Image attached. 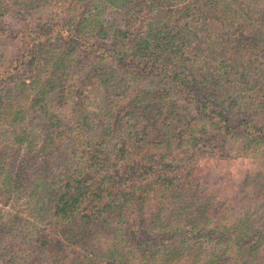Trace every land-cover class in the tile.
Returning a JSON list of instances; mask_svg holds the SVG:
<instances>
[{
    "label": "rangeland",
    "instance_id": "obj_1",
    "mask_svg": "<svg viewBox=\"0 0 264 264\" xmlns=\"http://www.w3.org/2000/svg\"><path fill=\"white\" fill-rule=\"evenodd\" d=\"M114 1L0 0V70L13 68V61L26 50L27 38L42 36L45 40L59 28L96 44L134 53L143 62H167L182 77L190 76L197 68L208 70L201 55L202 33L195 0L137 16L118 9ZM235 1L234 19L219 35H230L233 45L229 49L236 63H241L238 75L245 80L247 90L238 88V76L235 85L232 83L237 88L232 86L227 95H217V103L210 105V114L199 112L179 95H171L169 100L175 103L172 115L167 120L158 119L168 129V142L151 136L144 144L138 137L128 138L129 133L124 134L122 128L117 129L114 116L127 110L126 98L121 104L118 100L119 105L110 102L112 111L103 112L102 88L90 85L77 89L75 85L81 79L76 66L54 74L48 66L43 68L47 55L40 54L36 65L23 67L4 86L0 169H11L42 146L38 107L44 102L35 97L38 85L31 84L38 81L41 85L51 79L44 95L47 110L59 114L65 121L62 124H67V135L55 141L52 168L62 167L65 157L80 160L82 152L94 153L96 149L100 172L110 174L114 184L121 176L119 183L127 180L146 185L138 192L137 202L124 209L122 217L143 219L144 231L148 221L158 224L155 219L160 213L161 220H171L173 229L181 222L173 242L180 247V242L186 240L187 251L174 264H205L213 258L211 251L217 253L218 264H264V0ZM140 89L154 88L141 82L136 87ZM81 96L87 110L96 115L84 133L90 144L82 147V138H74L73 122H67L75 115ZM7 98L12 103L7 104L12 114L9 116L4 111L6 101H10ZM115 99L119 98L115 95ZM213 115L222 125L214 122ZM239 124L245 129H238ZM23 130L32 133L30 142L25 140ZM34 158L39 161L41 156ZM149 176L151 185L146 182ZM5 190L0 182V264H50L52 255L60 250L59 232H49L47 221L27 210V196L9 197ZM178 191L180 197L170 200L172 192ZM15 214L24 226L17 233L10 231L8 222ZM192 214L199 218V226L193 230L186 225ZM110 220L114 225L116 219ZM151 228L158 230L159 226ZM151 228L149 233L155 237L157 232ZM92 230L97 241L108 242V225ZM165 240L168 239L158 237L156 245L160 250L164 249ZM198 246L202 250L196 256L197 250L193 252L192 248ZM87 250L93 253L92 249ZM94 253L99 255L95 249ZM78 254L81 249L75 248L66 262ZM160 256L163 257L161 251ZM98 257L95 264H113ZM137 262V256L131 259L132 264Z\"/></svg>",
    "mask_w": 264,
    "mask_h": 264
},
{
    "label": "trees",
    "instance_id": "obj_2",
    "mask_svg": "<svg viewBox=\"0 0 264 264\" xmlns=\"http://www.w3.org/2000/svg\"><path fill=\"white\" fill-rule=\"evenodd\" d=\"M185 1L187 0H115L114 5L129 15L137 16L144 12L154 13ZM195 3L201 24V55L206 59L204 65L208 70L203 69L202 72V69L199 71L197 68L190 76L182 77L181 74L177 75L167 62L151 60L143 62L134 53L115 47H105L74 32L59 28L45 36V40L41 39L42 36L27 38L24 42L26 50L13 61V68L9 66L0 70V106L2 108L4 106L2 105L4 86L12 82L10 79L14 73L27 65L33 67L40 54H46L42 62L43 68L48 66L52 73L61 74L76 66L78 77L81 79V82L75 85L76 88L86 89L90 85L102 88L103 93L100 96L103 99L101 102L103 112L112 111L111 103L119 105V101L121 104L122 99L126 98L127 105L124 108L127 110L123 115L118 111L114 118L117 129L122 128L124 134L128 132V138L138 137L144 144L151 136L161 139L160 142H168L170 138L168 129L158 119L167 120L169 115H172L175 103L170 102L171 95H179L193 103L199 112L210 114L212 113L210 105L217 103V95L220 93L227 95L232 86L237 88L234 85L239 77L242 86L238 83V88L241 87V91L248 89L245 80L242 81L243 78L238 75L241 63H236L234 53L231 48L229 49V45H233L230 35L227 34L226 38L219 35L233 21L236 1L195 0ZM60 77L61 75L57 79ZM93 80L95 82L91 84ZM51 81L49 79L41 85L38 81L31 84L35 87L38 85L35 97L44 102L38 107L40 133L43 135L42 146L36 153H29V157L20 160L11 169H0V182L3 183L9 197L15 196L19 199L27 196L25 200L27 210L34 216L46 220L49 232L52 234L59 232L60 250L52 255L50 264H95V259L99 261V255L104 261L113 264H132L131 259L135 256L138 257L137 264H174L183 251H187L184 246L186 240L180 242V247L173 242L181 222L173 229L171 220H161L163 214L159 212L155 219L158 224L150 220L149 228L144 225L147 230L144 231L143 219L125 220L122 217L124 209L137 202L140 190L146 185L141 186L131 181L127 183V180L119 183L121 176L114 184L110 174L100 172V159L96 149L93 150L94 153L91 150L82 152L80 160L65 157L62 167L52 168L50 160L54 158L55 141L67 135L65 130L67 124H62L65 121L59 114L55 115L47 110L48 104L44 95ZM141 82L148 83L154 89L136 90L137 84ZM98 88L95 90L98 91ZM115 95L119 99H115ZM85 101L82 96L78 97L75 115L67 121L71 120L75 126V140L82 138L81 147L90 144L86 141L84 133L90 128V124H93L96 116L87 110ZM7 104H12L11 99L6 101L4 107L9 116L12 114ZM213 120L222 125L218 116L213 115ZM237 128L245 129L240 124ZM23 133L25 140L30 142L28 138H31L32 133H26L24 130ZM36 155L41 156L39 161L34 160ZM146 182L148 185L152 184L150 176L146 178ZM177 197H180L179 191L172 192L169 198L172 200ZM110 218L116 219L114 225L111 224ZM8 222L10 231L13 230L15 233L24 228L17 214L11 216ZM186 223L192 230L196 229L199 226V218L192 214ZM102 225L109 226V240L106 243L97 241V236L91 232L93 227ZM155 225L159 226L158 230L151 228ZM150 228L157 232L155 237L149 233ZM158 237L169 240L163 242V250L156 245ZM75 248H80L82 255L78 254L71 262H66L67 256ZM87 249H92L93 253L90 254ZM94 249L99 255L94 253ZM192 249L193 252L197 250L196 256L200 255L199 251L202 250L201 246ZM160 251L163 257L160 256ZM211 255L213 258L205 264H218L217 253L213 254L211 251Z\"/></svg>",
    "mask_w": 264,
    "mask_h": 264
}]
</instances>
